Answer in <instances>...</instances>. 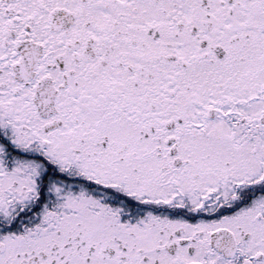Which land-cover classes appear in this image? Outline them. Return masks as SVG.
Returning <instances> with one entry per match:
<instances>
[{"label":"snow or ice","instance_id":"snow-or-ice-1","mask_svg":"<svg viewBox=\"0 0 264 264\" xmlns=\"http://www.w3.org/2000/svg\"><path fill=\"white\" fill-rule=\"evenodd\" d=\"M0 264H264V0H0Z\"/></svg>","mask_w":264,"mask_h":264}]
</instances>
